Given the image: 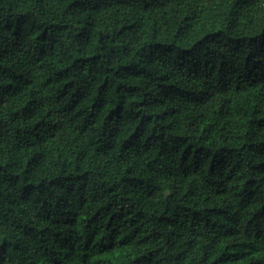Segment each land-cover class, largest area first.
Instances as JSON below:
<instances>
[{
    "label": "trees",
    "instance_id": "1",
    "mask_svg": "<svg viewBox=\"0 0 264 264\" xmlns=\"http://www.w3.org/2000/svg\"><path fill=\"white\" fill-rule=\"evenodd\" d=\"M0 264H264V0H0Z\"/></svg>",
    "mask_w": 264,
    "mask_h": 264
}]
</instances>
